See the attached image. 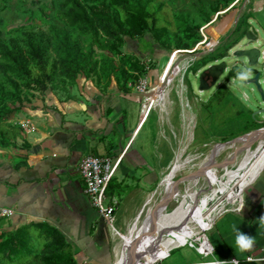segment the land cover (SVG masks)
Segmentation results:
<instances>
[{"label": "rangeland", "instance_id": "obj_1", "mask_svg": "<svg viewBox=\"0 0 264 264\" xmlns=\"http://www.w3.org/2000/svg\"><path fill=\"white\" fill-rule=\"evenodd\" d=\"M250 2H252V11L249 10ZM57 5L56 0H0V42L12 48L17 46L23 49V55L28 63L29 79L36 80H32L33 83L29 86H24V81H18L20 89L16 90L11 87L5 75L0 71V81L11 93L7 97H2V94H0V114H3V120L0 122V139L10 143L11 148H21L23 150L26 141L25 136L34 130V124L31 120H34L37 116L38 109L56 107L54 101L50 100L51 95L66 100L72 96V88L77 86L76 83L74 84L66 79L63 70L56 63V56L52 50H48L44 55L42 50V59H39L28 53V49L25 47L27 36L44 34V44L42 46L44 48L49 42V26L51 24L63 26L55 16L58 9ZM263 10L264 3L261 0H152L150 11L153 18L149 21L148 30L144 33V37L152 43L155 49L154 52L141 53L142 51L138 50V41L130 38H125L123 43H118L117 54H113L111 50H95V59L100 60L103 57H108L117 63L120 61L121 56L130 54L139 63V67H142L136 69L135 63L131 61L126 65L124 72L117 69L120 74L118 78L112 76L111 79H105L103 76L91 75L88 79L95 87L98 85L101 92L107 93L113 83L119 91L128 94L124 121L126 124L129 122V125L124 127L125 133H127L125 137H129L133 132L134 126L132 127V124L141 113L143 103L144 107H155L147 99V91L158 85L156 93L161 101L160 108L155 107L156 110L151 112L140 136V139L147 136L148 126H152L155 151L160 158L158 169L155 170L157 176L152 186L144 190L139 205L130 213L125 225L123 222L126 220L127 211L123 208L116 211L113 225L120 234L115 237L113 246L120 242L121 236L126 232V227L131 225L135 219L137 223L141 221L144 223L146 221V224L151 221L156 222V216L160 211L154 214L155 208L151 206L165 194L163 186H160V192L157 196L160 181L159 173H163L180 149L183 150L185 157L200 156V158L192 168L185 169L171 179L170 200L167 203L165 213H171L182 198H185L188 193H192L194 188L202 187V185H198V183H201L199 178L197 180L198 186L192 188H190L189 181H183V179L188 175L189 170L195 169L194 167L210 155L213 147L217 146L214 148L216 150L221 145L231 143L247 133L262 128L261 126L264 125V101L254 89V86L244 84L247 75L255 71V68L246 66L245 59H236L235 57L229 59V64L231 66L234 64L235 67L232 66L230 71H226L215 87L203 93L198 91V74L215 62L206 64V60L203 58L197 59L193 64L191 60L184 61L187 51L194 49L203 40V29V33L209 39L213 42L219 41L218 45L212 51L204 53L203 57H220L222 54L228 57L230 51L238 48L259 47L264 49ZM244 16L249 19L238 21ZM234 25L236 30L240 26H249L250 30L256 35L258 42H249L242 39L234 44L226 54L223 47ZM156 31H159L158 34L161 36L159 40L156 39ZM83 39L87 43L90 41L88 37ZM162 41H165L169 48H166ZM139 44L141 49H146L149 46L141 42ZM259 68L264 71L263 61L259 62ZM177 71L184 72V77L174 83L167 96L164 91L159 89V85L164 81L165 76L172 72L177 73ZM79 77L84 78L82 75ZM261 81L264 89V77ZM183 84L187 88L186 94L192 108L191 113L188 115L190 116V124L193 123V127L195 126L189 132L184 129L181 120L180 95L184 91ZM168 99H171L169 106ZM167 106L169 113L167 112ZM146 126L148 129L145 131ZM232 151L233 148L228 149L224 154L215 156L213 165L218 167L214 169L215 171L213 170L214 174L215 172L219 176L223 174L222 163L227 156L228 159L232 155ZM228 153L231 154L228 155ZM241 158L242 155L237 156L228 167L232 168L234 162ZM211 178L210 174L208 183H212ZM161 184H163V181ZM185 190L187 191L185 192ZM142 208H145L144 213L136 218ZM38 223L40 222L22 217L12 212V210H0V241L3 242L10 233L21 234V232H26L33 243L30 244L32 253L41 257L32 261H35V264H48L45 261L43 252L44 237H41V229L38 227ZM121 250L122 245L118 252ZM67 252H69V249ZM71 253L76 264H87L81 261L80 258H76L74 250ZM192 253L188 252L187 248L175 250L166 262L189 260ZM28 263L3 261L0 257V264ZM50 263L52 262L50 261Z\"/></svg>", "mask_w": 264, "mask_h": 264}, {"label": "crops", "instance_id": "obj_2", "mask_svg": "<svg viewBox=\"0 0 264 264\" xmlns=\"http://www.w3.org/2000/svg\"><path fill=\"white\" fill-rule=\"evenodd\" d=\"M249 6L252 11V2ZM245 27L250 30L249 26ZM90 81L79 77L75 82L77 86L71 90L72 96L66 100L50 96L56 107L37 110V116L31 120L34 130L25 136L23 150L0 147V210H12L22 217L55 227L72 245L76 258H80L84 263L111 264L113 255L117 254L121 245L123 250L133 236H136L140 243L149 227L146 221L137 223L135 219L126 227L115 253V236L85 195L78 165L87 154L119 160L112 181L113 194L110 197L118 201L116 211L121 208L127 211L126 220L122 221L125 225L130 213L139 205L144 190L152 186L157 176L155 170L158 169L160 158L155 151L151 125L148 126L147 136L140 139L144 124L156 109L144 107L143 103L141 113L132 124L133 132L128 134L129 137H125L127 133L124 127L129 125V122L126 124L124 121L128 94L119 91L113 83L107 93L101 92ZM146 129L147 126L145 131ZM260 144L259 142L258 146H252L253 151H249L240 163V171L246 165H255L257 158L264 159V143ZM230 148L233 147H227L218 154H224L228 149L231 150ZM231 153V156H234L236 149L233 148ZM193 160L175 169L186 167ZM230 171L223 172L219 177L220 183L228 180ZM252 171V167L241 171L242 174L237 180L239 185L251 177ZM163 173H159L160 177L165 176ZM172 173L167 175L172 178L178 174ZM205 174L196 173L188 180L190 188L203 185L208 180ZM198 178L201 183L197 185ZM161 182L160 179L157 196ZM171 186L172 181H168L164 189L167 190ZM228 188L229 186H226L224 190ZM165 195L166 192L151 206L155 208L154 214ZM167 196L169 202V192ZM218 202L211 201L202 205L201 221L190 224L188 229L160 244L152 261L161 259L159 264H210L214 260L225 261V264H233L231 261H238L239 264H264V165L244 187L239 201L233 204L228 200ZM183 203L185 200L182 198L176 207ZM242 203L241 211H229L217 218L219 211ZM144 210L145 208H142L136 218L144 213ZM173 213L174 210L166 213L159 225ZM239 233L252 240L251 246L244 247L243 243L238 241ZM198 236L206 242L209 241L213 247L212 255L204 256L189 244ZM137 244L132 247V251ZM185 248L188 252H193L189 260L166 262L171 258L173 251ZM166 250L168 251L164 253Z\"/></svg>", "mask_w": 264, "mask_h": 264}, {"label": "trees", "instance_id": "obj_3", "mask_svg": "<svg viewBox=\"0 0 264 264\" xmlns=\"http://www.w3.org/2000/svg\"><path fill=\"white\" fill-rule=\"evenodd\" d=\"M56 1L58 9L55 16L63 26L55 24L49 26V42L44 48L42 47L44 34L27 36L25 47L28 49V53L39 59H42V52L44 55L48 50H52L59 68L63 70L66 79L72 83H75L80 75L86 79H89L91 75L103 76L105 79H111L112 76L118 78L120 74L117 69L124 72L126 65L131 61L135 63L136 69L142 68L139 67V63L130 54L121 56L120 61L117 63L108 57H103L100 60L95 59L96 49L99 51L111 50L113 54H117L118 43H123L125 38H130L138 41V50L142 51L141 53L155 51L152 43L144 37V33L148 30L149 21L153 18L150 11L152 0ZM244 19L247 21L249 18L244 16L238 21ZM247 30L245 26H240L236 30L234 25L231 33L226 38L223 47L224 53L227 54L234 44L241 41ZM158 33L159 31H156L155 36L159 40L161 36ZM84 37L90 39L89 43L83 39ZM221 41L223 43V39ZM140 42L149 46L146 49H141ZM162 43L166 48H169L165 41H162ZM22 50L17 46L12 48L0 42V71L5 75L11 87L16 90L20 89L18 81H24V86L32 84V80L36 81L33 78L29 79L28 63ZM225 56L227 55L222 54L220 57L201 56L200 58L205 59L207 64L219 61ZM97 87L99 86L97 85ZM0 94H2V97L11 95L1 81ZM2 120L3 114H0V122ZM261 127H264V125ZM11 146L7 141L0 139L1 148ZM112 181L108 188L109 196L113 194ZM38 224L41 229V237H44L43 252L45 261L48 264H76L71 253L73 252L72 245L64 235L55 227L45 223ZM30 244L33 243L26 232H21V234L10 233L3 242L0 241V257L3 261L35 264L36 262L32 260L41 257L32 253ZM68 249L69 252H67Z\"/></svg>", "mask_w": 264, "mask_h": 264}, {"label": "bare ground", "instance_id": "obj_4", "mask_svg": "<svg viewBox=\"0 0 264 264\" xmlns=\"http://www.w3.org/2000/svg\"><path fill=\"white\" fill-rule=\"evenodd\" d=\"M183 77H184V72H180V71H177V73L172 72V73L168 74L167 76H165L164 81H162V83L159 85V89L164 91L165 94L168 96L170 91H171L172 86L174 85V83L177 80L182 79ZM182 86L184 87V89H183L184 91L180 95L181 112H182L181 113V120L183 122L184 129L189 132L195 126L193 127V125H194L193 123L190 124V116H188V115L191 113L192 108H191L190 102L188 101V98H187V94H186L187 88H185L184 84ZM157 88H158V85L154 86L153 88H151L150 91H148L147 99H149L155 105V107L158 109L159 105L161 104V101H160L158 94L156 93ZM170 103H171V99H168V106ZM162 104H163V102H162ZM168 106H167V112L169 113ZM171 128H173L172 125H171ZM173 140H174V138H173ZM259 142L261 143L260 145H262V143H264V129H262L260 132H256V133L251 132V133L247 134L246 136H244L243 138H239V139L237 138L236 140H234L231 143L221 145L216 150H214V148H216L217 146L213 147V149H211L210 155L207 156L203 160L202 163H200L198 166L194 167L195 169L188 171V175H191V176L187 179V180H190L191 178H193L195 176L196 173L200 174L201 172H205L206 173L205 175L207 176V178H209L210 174H211V177H212L211 182L212 183H208L207 182L208 180L206 178L205 180H207V181H205L203 183L202 187H199L198 189L193 190L192 193H188L187 196H185V198H183L185 200V203H183V205H181L180 207H176L174 209V213L172 215H170V217L168 219H166V221L164 223H162V225H159L161 218H164L166 215L165 210H166L167 203H168L167 200L169 199V196H167V195H168V191H169V193L171 192V190L169 188L167 190L164 189L167 182L171 181V179L173 178V176L171 178L167 174L170 172H173L172 174H175V173H179L180 171L182 172L187 168H192L193 165L195 164V162L200 158V156H198V157H193V156L185 157L183 150L180 149L175 154L173 161L170 162V164L163 171L164 172L163 174H165V176L160 177L161 181H163V184H160V186L161 187L163 186V189L166 192V195L163 197L162 203L158 209V212L160 211V213L157 214V216H156V222L154 223L151 221L148 224L149 228L146 232V235H144V237L141 239L140 243H138V241H137L138 244L134 248L133 251L131 250V247L129 248V244H126V246L123 248L120 255L118 254L119 252L115 255V259H114L113 264H153L156 261L153 262L152 257L154 255L157 247L160 244L171 239L172 237L176 236L177 234L185 231L186 229H188L187 226L189 227L190 224L201 221V218L203 216V212L200 209H201L202 205H205L207 202H211V201H213V203L214 202L217 203L219 201L218 203H220L221 201L224 202V201L228 200L232 204L239 201L241 194H242V190L244 189V187L252 180V178L255 175L258 174L259 170L264 165V159L259 160V158H257L256 160H258V161L255 162V165L251 166L253 169L251 177L249 179H247L242 185H239L237 180L239 179V177L242 174L241 171L243 169L247 170V169L251 168V167H246L247 166L246 165L240 171V169H241L240 163L244 159V157L248 154L249 151H251V152L253 151L252 146L255 144H256L255 146H258L257 144ZM227 147L235 148L236 153L233 154L234 156H231V158L225 159L222 163V167L224 169L223 172L225 173V172L231 170L230 171L231 174L229 175V178L227 181L221 182L222 183V185H221L220 180H219L220 176L216 172L214 174V171H215L214 169H217L218 166L214 167L213 161H214V157L221 150H223ZM172 155H173V153H172ZM241 155H242V158L239 159L237 162H234V166L232 168H229L228 165L232 162V160L235 159L237 156H241ZM192 159H194V160L192 162H190L191 164H189L188 166L183 167V168H179V169H175L177 166H181V165L185 164L186 162H188L189 160H192ZM173 169H175V170H173ZM212 171H213V173H212ZM230 172H228V173H230ZM226 186H229V188L224 190L226 188ZM185 192H186V190H185ZM229 193H231V194L228 195ZM157 223H158L159 227L158 226L155 227V225ZM120 243H121V241H120ZM119 246L120 245L116 244L115 253H116V248ZM168 250H166L164 253H166ZM131 251H132V253H131ZM163 254H160V256H162Z\"/></svg>", "mask_w": 264, "mask_h": 264}, {"label": "built area", "instance_id": "obj_5", "mask_svg": "<svg viewBox=\"0 0 264 264\" xmlns=\"http://www.w3.org/2000/svg\"><path fill=\"white\" fill-rule=\"evenodd\" d=\"M203 30V40H201L195 46L194 49L187 51L186 58L184 59L188 61L191 60L192 64L202 55H205L204 53L212 51L218 45L219 42H213L211 39L208 38L205 33H203ZM259 61L264 62V49L261 48ZM118 165L119 160L114 161L111 157L108 156H98L92 154L85 155L78 165V172L83 181L85 195L90 200L92 206L97 209L101 219L107 224V226L112 232V235L115 237L120 234L119 231H117V229L113 225L114 215L117 210L118 201L116 198L110 197L108 195V188L112 179L114 178ZM230 207L233 208L228 207L227 209L219 211L216 215L217 218L229 211H241L243 208V203ZM213 225L214 223L212 224L211 228L213 227ZM189 244L193 245L195 249L204 256L212 255L213 247L210 245L208 240L206 242L201 236L196 237ZM160 260L161 259L157 260L153 264H159ZM231 262L233 264H239L238 261ZM225 263V261L214 260L210 264Z\"/></svg>", "mask_w": 264, "mask_h": 264}, {"label": "water", "instance_id": "obj_6", "mask_svg": "<svg viewBox=\"0 0 264 264\" xmlns=\"http://www.w3.org/2000/svg\"><path fill=\"white\" fill-rule=\"evenodd\" d=\"M243 39H246L249 42H256V43L258 42L256 35L249 29L245 32V36ZM232 57H235L236 59L243 58L245 59L246 66L248 68H255V71H253L251 74H248L247 77L244 79V84L254 86V89H256L262 101H264V89L262 88V84H261L262 83L261 79L264 77V71H262V69L260 68L258 69L259 62H261L259 61V57H260L259 47L234 49L233 51H230V56L225 57L221 61H216L215 63L209 65L208 67L200 71L198 74V83H199L198 91L200 93H203L215 87L218 80L226 73V71L231 70L229 59H231ZM259 112H263V111H259ZM262 129H264V127L256 129L252 131V133L260 132ZM247 134L241 136L240 138H243ZM190 176L191 175H187L183 179V181L187 180ZM113 259H115V254L113 255Z\"/></svg>", "mask_w": 264, "mask_h": 264}, {"label": "clouds", "instance_id": "obj_7", "mask_svg": "<svg viewBox=\"0 0 264 264\" xmlns=\"http://www.w3.org/2000/svg\"><path fill=\"white\" fill-rule=\"evenodd\" d=\"M238 241H240V242H244L243 243V246L244 247H249V246H251V244H252V240L250 239V238H247L244 234H242V233H239V235H238ZM246 245V246H245Z\"/></svg>", "mask_w": 264, "mask_h": 264}, {"label": "flooded vegetation", "instance_id": "obj_8", "mask_svg": "<svg viewBox=\"0 0 264 264\" xmlns=\"http://www.w3.org/2000/svg\"><path fill=\"white\" fill-rule=\"evenodd\" d=\"M126 244H129V248L137 244L136 236L131 237Z\"/></svg>", "mask_w": 264, "mask_h": 264}, {"label": "snow or ice", "instance_id": "obj_9", "mask_svg": "<svg viewBox=\"0 0 264 264\" xmlns=\"http://www.w3.org/2000/svg\"><path fill=\"white\" fill-rule=\"evenodd\" d=\"M242 243H244L243 241H242ZM246 246V245H245Z\"/></svg>", "mask_w": 264, "mask_h": 264}]
</instances>
